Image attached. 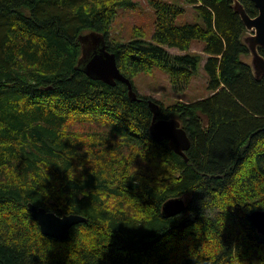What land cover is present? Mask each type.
<instances>
[{
	"label": "trees",
	"instance_id": "16d2710c",
	"mask_svg": "<svg viewBox=\"0 0 264 264\" xmlns=\"http://www.w3.org/2000/svg\"><path fill=\"white\" fill-rule=\"evenodd\" d=\"M239 1L250 17L258 14L252 0ZM80 2L0 0V164L15 162L22 173L38 161L51 165L47 197L39 189L21 192L0 184V264H65L77 224L65 240L46 236L27 203L92 220L97 192L125 191L150 218L142 225L114 218L98 264H197L189 248L198 247L206 231L225 245L224 264H231L233 253L239 264H264V236L249 218L264 210V73L255 76L241 59L251 51L235 0H147L154 17L151 39L140 31L127 42L111 41L110 26L119 8L135 7L133 0H109L108 7L73 15L70 9ZM187 6L200 23L185 22ZM92 31L104 35L118 67L127 58L136 67L160 68L175 91L185 89L197 71L200 56L189 51L193 41H202L210 95L166 106L140 95L132 81L136 100L125 83L88 77L76 68L78 38ZM256 50L264 61V48ZM149 100L159 105L157 119H177L185 130L186 160L167 141L151 138ZM100 117L116 123L86 160V146L71 136V127L68 135L61 133L69 119L86 125ZM128 144L141 149L131 161L125 159ZM129 166L137 169L134 177L125 176ZM114 176L124 177L115 188ZM178 196L185 210L164 217L162 204ZM34 237L49 249L46 257L38 255Z\"/></svg>",
	"mask_w": 264,
	"mask_h": 264
},
{
	"label": "clouds",
	"instance_id": "9594fccd",
	"mask_svg": "<svg viewBox=\"0 0 264 264\" xmlns=\"http://www.w3.org/2000/svg\"><path fill=\"white\" fill-rule=\"evenodd\" d=\"M109 0H81L80 3L73 6L70 11L73 15L79 11H83L85 15L89 14L93 9L100 10L108 7ZM117 72L123 73L130 81L135 83L140 90L145 91V83L153 79L160 69L151 66L136 67L129 59H125L121 66L115 68ZM34 83V81H32ZM116 121L108 117L98 118V123L89 119L87 124H78L75 119H69L63 127L61 135H68L71 127V136L74 137L81 145L86 146V160H90L93 154L92 146L98 145L101 139L107 135L111 127ZM126 143V141H124ZM129 153L125 159H131L140 154L141 149L137 145L128 144ZM111 155L115 156V153ZM97 169L101 167L100 161H95ZM61 162L57 161V167L60 168ZM51 165L47 161H38L33 170L26 173L17 170L15 162L0 164V184H4L9 188L16 189L21 192L39 189L42 197L49 195L48 189L45 187L49 181L48 170ZM79 171V169H77ZM137 172L136 168L129 166L125 172V176L134 177ZM73 174V180L75 179ZM124 177H112V187H117ZM98 202L93 208L92 220L83 219L86 222L78 223L74 226L73 236L69 243V250L65 259V264H98L102 255V248L107 242V234L111 230L110 226L114 218H124L136 225H142L150 218L149 210L141 205L140 201L129 195L125 191L122 195L116 192H97ZM217 211H223L222 207H217ZM24 210L21 209L19 215L23 216ZM211 215V214H210ZM76 216V215H75ZM79 217V216H78ZM9 224L14 221H9ZM218 224H223V218L217 219ZM27 226V221H24ZM197 224L193 226L196 228ZM38 237V233L36 234ZM33 241H30L32 243ZM37 248L41 251L38 255L46 257L47 249L43 242L34 237ZM225 245L214 232H205L204 240L198 247L189 248V256L197 264H217V258L221 257L219 264H224L222 253ZM35 251V249H33ZM231 264H239V261L233 253Z\"/></svg>",
	"mask_w": 264,
	"mask_h": 264
},
{
	"label": "water",
	"instance_id": "95a60500",
	"mask_svg": "<svg viewBox=\"0 0 264 264\" xmlns=\"http://www.w3.org/2000/svg\"><path fill=\"white\" fill-rule=\"evenodd\" d=\"M258 8V14L250 17L243 8L239 0H235V9L239 13L246 29L253 33L243 40L249 45L252 59V68L255 76L264 73V61L257 54V47L264 48V0H252ZM79 42L82 43L83 56L79 60L82 72L94 80H100L108 85H115L117 81L125 83L128 87V94L132 100H136L137 94L133 90L130 80L122 73L116 71L118 68L115 54L107 50V45L103 35L96 31L86 33L81 36ZM153 112L152 123L149 127V134L155 142L167 141L169 148L176 154L185 158V151L190 146V140L185 130L181 127L177 119H157L159 105L153 101H148ZM28 211L32 218L39 225L42 234L59 240H65L69 236V231L75 224L86 222L84 216L75 213H64L58 215L44 207L27 203ZM186 208L183 197H172L167 199L161 208L164 217L174 216L181 213ZM76 215V216H75ZM79 216V217H78ZM249 218L257 231L264 236V210L254 211Z\"/></svg>",
	"mask_w": 264,
	"mask_h": 264
},
{
	"label": "rangeland",
	"instance_id": "374dc122",
	"mask_svg": "<svg viewBox=\"0 0 264 264\" xmlns=\"http://www.w3.org/2000/svg\"><path fill=\"white\" fill-rule=\"evenodd\" d=\"M135 2L134 8H119L117 10L116 17L110 26V39L114 42H127L134 37L135 32L143 31L145 39L150 40L154 31V17L151 8L149 7L147 0H133ZM180 4V2H178ZM185 22H198V19L194 18V14L190 10V7H186ZM253 33L252 30L246 32V37ZM143 34V36H144ZM204 43L202 41H193L189 53L197 54L200 56V63L197 71L193 74L192 79L185 89L175 91L169 81L168 74L162 71L157 75L146 81L144 87L145 91H141L135 84V90L140 95L149 96L162 104L168 106L175 102H192L198 99H202L210 95L208 90V76L204 69V63L206 56L203 53ZM171 53H179V50L175 48H167ZM241 59L252 66L253 56L249 55L241 56Z\"/></svg>",
	"mask_w": 264,
	"mask_h": 264
},
{
	"label": "bare ground",
	"instance_id": "6f19581e",
	"mask_svg": "<svg viewBox=\"0 0 264 264\" xmlns=\"http://www.w3.org/2000/svg\"><path fill=\"white\" fill-rule=\"evenodd\" d=\"M86 34V33H85ZM85 34H83V35H80L79 36V38H78V40L80 39V37L81 36H84ZM99 34H101V33H99ZM101 35H103V34H101ZM103 37H104V35H103ZM104 39H105V37H104ZM105 42H106V40H105ZM107 45V44H106ZM80 46H81V55H80V57H79V60L82 58V56H83V51H82V43L80 42ZM79 60H78V63H77V69L79 70V71H81L82 72V70H80L81 69V65H79ZM83 73V72H82ZM153 114V113H152ZM159 119V118H158ZM184 158V157H183ZM186 205V204H185ZM162 213V212H161ZM177 215H179V214H177Z\"/></svg>",
	"mask_w": 264,
	"mask_h": 264
}]
</instances>
